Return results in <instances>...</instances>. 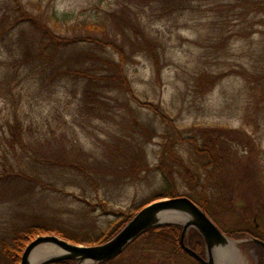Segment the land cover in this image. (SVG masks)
Listing matches in <instances>:
<instances>
[{"label": "rangeland", "instance_id": "rangeland-1", "mask_svg": "<svg viewBox=\"0 0 264 264\" xmlns=\"http://www.w3.org/2000/svg\"><path fill=\"white\" fill-rule=\"evenodd\" d=\"M21 1L25 12L57 34L61 23L56 25L52 13L66 15L58 21L64 22L62 34L69 36L79 33L71 28L79 22L133 6L130 17L136 15L158 44L161 71L157 73L149 49L133 45L120 32L118 42L128 53L126 72L135 93L172 118L182 136L196 137L200 144L207 131L240 135L230 141L237 158L232 154L231 164L223 170L209 166L210 173L203 166L208 159L189 144L178 143L176 149L197 178H208L207 186L226 195L221 202L224 213L215 212L226 231L248 225L264 235L262 8L247 0H189L182 8L164 0ZM15 5V0H0V233L38 218L76 230L106 228L115 217L87 201L108 202L116 211H128L157 194L163 175L156 165L163 158V133L170 131L169 121L122 91L108 94L112 110L103 119L84 116L80 107L85 80L70 69L92 66L91 58L82 54L86 50L116 59L119 50L108 38L103 47L79 44L55 51L45 46L43 32L34 24H15V16L21 15ZM17 118L31 128L29 134L34 133L32 147L16 144L14 149L9 141ZM141 126L146 132L138 129ZM131 133L142 145V160L148 166L131 177L112 176L98 184L82 172L53 167L42 158L61 151L70 156L78 143L92 162L101 159L110 166L105 154L112 153L118 137L132 138ZM90 171L94 173V167ZM188 190L181 185V193ZM240 249L246 264H258L257 249L245 251L241 245ZM143 261L142 255L127 251L113 264H162L159 255ZM182 263L197 264L188 258Z\"/></svg>", "mask_w": 264, "mask_h": 264}, {"label": "trees", "instance_id": "trees-1", "mask_svg": "<svg viewBox=\"0 0 264 264\" xmlns=\"http://www.w3.org/2000/svg\"><path fill=\"white\" fill-rule=\"evenodd\" d=\"M169 6H176L181 8L189 0H164ZM251 2L255 7H260L264 10V0H247ZM15 9L19 12L14 18L15 24L31 22L39 30L43 32L45 37V46L57 50H62L70 46L79 44H85L95 47H103L109 38V43L113 44L115 48L119 50L120 58H112L110 56H101L95 50H86L82 54L86 58H91L92 66L83 68H74L72 70L76 75L83 78L84 90L83 98L80 110L84 116L91 119L104 118L106 114H110L111 99L109 93L122 91L129 94L139 103L148 105L162 120L166 123L169 121L170 131L163 133L164 137V150L163 158L156 165V169H160L163 175L162 189L146 201L141 203H135L128 211H116L112 209L108 202L99 201L98 203H92L87 201L89 206L93 208L101 207L104 215L114 216L115 219L108 223L106 228H92L87 230H76L70 226H61L58 224L47 223L41 219H34L24 222L20 226H14L9 228L6 232L0 233V264H19L22 254L26 246L34 240L38 235L42 234H56L62 238L68 239L73 243L83 245H96L102 244L112 239L143 207L149 203L165 197L175 196H188L195 202H197L212 218L213 220L231 237L235 239L251 238V236H258L264 239L262 232L256 228H252L248 225L239 228H234L231 231H226L218 222L215 212L224 213L222 209V201H224L225 194L215 192V188L207 186L208 182L202 181V176L197 178L196 173L192 169L188 168L187 162L178 153L176 146L178 143L186 142L192 148L196 150V153L204 155V158L208 159V162L203 163L207 173L209 166H216L214 168L223 170L229 164L232 154L237 153L231 144V139H239L240 135L236 132L222 131L218 134L210 133L207 131L203 135L202 144L199 143L196 137H184L181 130L176 125L174 120L164 113L159 107L150 102H143L135 93L133 86L128 78L126 67L128 60V53L124 47H121L118 40L120 32L133 44L139 45L143 49H149L152 56L155 58V66L157 73L160 71V61L158 58L157 50L155 49L158 44L147 32L146 27H143L138 17H130V12L135 13L133 6L125 5L120 12L110 11L105 17L98 20H91L85 22H79L73 30H78L79 33L75 36L63 35V21L66 15L59 17L56 13H52V17L57 20L56 25L60 22L57 34L51 29L49 25L40 24L36 18L23 10L22 1L15 0ZM129 11V12H128ZM129 18H126V15ZM67 21V20H66ZM116 25L113 27L112 24ZM81 31V32H80ZM47 38V39H46ZM138 124L137 120H134ZM139 125V124H138ZM137 125V126H138ZM138 129H144L146 127L141 126ZM31 128L26 127L25 123L21 119H16L10 126V142L13 148H16V144L21 148L32 147V135L30 133ZM154 131V130H153ZM234 133V134H232ZM132 138L127 136H120L117 140V145H112V153L105 154L106 158L112 162L109 163L98 159L94 162L91 161V154L87 153L84 148L75 143L71 149V155L68 156L61 151L59 154H49L42 157L48 161L53 167H59L62 169H71L82 172L86 179L99 183H107L111 181L112 176L116 177H131L132 174L140 172L148 166L144 164L142 160V145L135 140V134L131 133ZM37 137L36 141L41 140ZM209 140V142H208ZM210 141L214 142L210 144ZM37 154H41L37 150ZM234 154V155H235ZM94 156V155H93ZM94 167L96 174L92 173L90 169ZM110 171V172H109ZM9 175H16L8 173ZM188 174V175H187ZM191 176V178H190ZM118 179V178H117ZM182 184L187 185L190 189L186 193L180 192ZM223 199V200H221ZM183 227L178 224H163L150 228L144 232L139 238H137L122 254L127 251H132L135 255H142L143 262H151L156 255H159L162 264H178L185 261V259H191L197 264H201L198 260L190 256L181 245V234ZM186 244L198 251L202 256H205V243L201 234L196 229H191L186 236ZM245 251L256 250L258 253V264H263L264 251L263 247L255 241H247L242 244ZM122 254L120 256H122ZM117 256L111 260H108L102 264H113L114 261L119 258ZM135 263V262H134ZM52 264H77L75 260H62Z\"/></svg>", "mask_w": 264, "mask_h": 264}, {"label": "water", "instance_id": "water-1", "mask_svg": "<svg viewBox=\"0 0 264 264\" xmlns=\"http://www.w3.org/2000/svg\"><path fill=\"white\" fill-rule=\"evenodd\" d=\"M166 216L186 217L182 221L166 220ZM178 224L183 227L181 245L184 250L201 264H227L217 254L227 252L231 243L240 245L255 241L264 246L257 237L235 239L229 236L213 218L188 196L157 199L143 207L112 239L96 245L73 243L56 234L38 235L25 248L19 264H52L62 260H75L77 264H102L122 254L144 232L158 225ZM191 229H196L205 243V256L185 243ZM232 262V259L229 262ZM264 264V260H263Z\"/></svg>", "mask_w": 264, "mask_h": 264}, {"label": "bare ground", "instance_id": "bare-ground-1", "mask_svg": "<svg viewBox=\"0 0 264 264\" xmlns=\"http://www.w3.org/2000/svg\"><path fill=\"white\" fill-rule=\"evenodd\" d=\"M166 220H176V221H182L184 222L187 218L186 217H175V216H166L164 217ZM227 252L231 253V257H229V260L232 259L233 263L226 258L225 253L217 254L218 258L220 259H226L227 264H246L244 257L241 253V251L238 248V245L236 243H231L230 247L228 248Z\"/></svg>", "mask_w": 264, "mask_h": 264}, {"label": "flooded vegetation", "instance_id": "flooded-vegetation-1", "mask_svg": "<svg viewBox=\"0 0 264 264\" xmlns=\"http://www.w3.org/2000/svg\"><path fill=\"white\" fill-rule=\"evenodd\" d=\"M251 237H257V238H259V239H261L260 237H258V236H251ZM186 239V238H185ZM262 241H264V239H261ZM185 243H186V240H185ZM257 243V242H256ZM259 244V243H258ZM188 245V244H187ZM259 245H261V244H259ZM262 247H263V251H264V246L263 245H261ZM242 248H243V246H242ZM243 250H245L244 248H243ZM263 260H264V257H263ZM178 264H185V263H178Z\"/></svg>", "mask_w": 264, "mask_h": 264}]
</instances>
